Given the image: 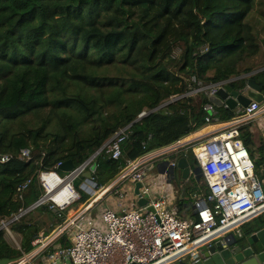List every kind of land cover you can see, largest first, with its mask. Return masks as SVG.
Wrapping results in <instances>:
<instances>
[{
    "label": "trees",
    "instance_id": "1",
    "mask_svg": "<svg viewBox=\"0 0 264 264\" xmlns=\"http://www.w3.org/2000/svg\"><path fill=\"white\" fill-rule=\"evenodd\" d=\"M263 19L264 0H0V221L43 195L39 172L63 175L59 163L83 164L120 130L128 127L121 157L104 149L93 159L103 187L128 161L199 129L209 97L192 94L198 88L225 81L238 91L251 79L264 95ZM216 111L219 120L234 117ZM252 136L240 129L264 180V141L253 151ZM190 205L177 200L180 214ZM46 212L11 223L21 251L0 231V259L32 249Z\"/></svg>",
    "mask_w": 264,
    "mask_h": 264
},
{
    "label": "built area",
    "instance_id": "2",
    "mask_svg": "<svg viewBox=\"0 0 264 264\" xmlns=\"http://www.w3.org/2000/svg\"><path fill=\"white\" fill-rule=\"evenodd\" d=\"M225 85V81L211 84L192 94L203 92L208 97L214 96ZM202 110L205 116L199 134V131H191L171 145L128 161L108 186L99 188L93 159L105 149L111 160H118L122 155L120 144L128 127L72 171L63 175L54 170L39 172L43 195L28 208L20 209L18 214L2 219L0 231L13 243V248L21 251L16 235L10 229L12 222L37 208L47 207L56 213L59 223L49 234L38 232L31 242L32 249L21 252L16 264H30L44 254L48 264H60V260L65 264H181L184 259L198 255L203 247L241 236L246 222L264 214V180H260L255 172L249 150L240 139V129L253 123L264 130V103L251 102L246 107H237L238 117L222 124H219L214 105L204 104ZM190 152L197 173L190 170L189 176L204 179L208 191L194 194L193 215L181 216L172 197L184 190L189 178L173 185L175 178L171 180L170 171L175 169L180 157H186ZM178 154L180 156L176 158ZM21 155L31 159L28 150H22ZM7 160L8 157L1 158V162ZM85 173L90 177L85 178ZM154 175L158 181H152ZM79 177L84 179L80 189L91 198L75 211L66 212L81 200L73 186ZM136 184L140 185L137 194L134 193ZM127 188L136 199L131 208L124 201L128 196ZM63 191H67L69 198L55 201L53 196L62 195ZM140 199L146 201L142 206L137 205ZM111 200H114V208L105 207L104 204ZM96 208H100L97 218L89 220ZM64 236L70 246L50 253L52 244Z\"/></svg>",
    "mask_w": 264,
    "mask_h": 264
},
{
    "label": "water",
    "instance_id": "3",
    "mask_svg": "<svg viewBox=\"0 0 264 264\" xmlns=\"http://www.w3.org/2000/svg\"><path fill=\"white\" fill-rule=\"evenodd\" d=\"M208 100L209 103L217 108L226 106L233 110L237 107H246L251 102L263 104L264 95L262 94L260 87L256 85L253 80L248 79L244 89L235 91L228 85H225L223 88L218 89L214 96H210ZM172 101L163 104L153 111L172 103ZM143 117L144 116L140 117V119ZM58 170L64 174L68 173L73 170V165L71 161H67L61 164L58 167ZM190 170L193 173H197L196 168L191 169L187 157L182 156L178 159L175 169H171L170 178L171 180L174 179V173L175 171H178L180 172V179L185 181L189 178ZM158 172L162 175L164 174L162 170H159ZM84 177L89 178L90 174L85 173ZM116 177L117 176L111 179L106 185L108 186L114 182ZM197 178L200 179L199 176ZM139 187L140 185L136 184L134 190L135 194L138 193ZM145 202L144 199H140L138 200L137 205L142 206ZM14 261L15 260L6 258L0 259V264H10ZM183 264H264V220L255 223L248 231H245L239 237L223 239L222 241H216L211 245L206 246L198 253V255L187 259Z\"/></svg>",
    "mask_w": 264,
    "mask_h": 264
},
{
    "label": "rangeland",
    "instance_id": "4",
    "mask_svg": "<svg viewBox=\"0 0 264 264\" xmlns=\"http://www.w3.org/2000/svg\"><path fill=\"white\" fill-rule=\"evenodd\" d=\"M262 22H264V19H263V21ZM260 37L263 39L264 38V33H262L261 31H260ZM261 47H262V45H261ZM263 50V49H262ZM193 98H194V101L196 102V103H199V101H200V97L199 96H193ZM224 107H221V108H219V109H223ZM231 112H232V114H233V118H236V117H238V113H237V108H235V109H233V110H231ZM246 127H248L249 128V132L253 135L252 136V145H251V147H250V149H252L253 151H255V149H256V147H257V145H256V139L258 140V139H261L262 138V140H264V130L263 129H261V128H259L257 125H255V124H253V123H248V124H246L245 125ZM180 155L178 154L177 156H176V158L177 157H179ZM188 161H189V163H190V167L193 169V168H195V166H194V158H193V155L191 154V152L190 153H188ZM153 172H155V170L153 171ZM157 177V176H156ZM82 177H79V178H77V179H75L74 180V182H73V186H74V188H75V190L77 191V192H79L81 195H83V199L81 200V201H79V202H77V203H75L74 205H72L70 208H68L67 210H66V212H69V211H71V210H76L78 207H79V204L80 203H82V202H86V201H88L90 198H91V196H89L88 194H86V193H82V192H80L79 190H81L80 189V184H81V179ZM175 182L173 183V185H175L176 183H183V181L184 180H182V179H180V174H179V172L178 171H176L175 172ZM84 180V179H83ZM82 180V181H83ZM98 183V182H97ZM99 183H101V182H99ZM205 181H204V179H201V182H200V185L202 186V187H205ZM195 186V183H194V181H193V177H190L189 178V181L187 182V183H185L184 184V190L182 191V192H185V190H186V188H190V187H194ZM99 186V188L100 187H103V186H100V185H98ZM196 187V186H195ZM196 189V188H195ZM82 191V190H81ZM190 200V199H189ZM191 201V200H190ZM192 202V201H191ZM191 206V205H190ZM99 210H100V208H96V209H94L93 210V212L90 214V216H89V220H94V219H96L97 218V214H98V212H99ZM180 214V213H179ZM181 216L183 215V212H181V214H180ZM42 217H44L43 218V220L41 221V222H45V223H47V224H50V226H53L54 227V225L57 223H59V221L58 220H56V218H55V216L51 213V212H49V213H45L44 215H42ZM56 224V225H57ZM45 228H43V230H44ZM49 229V231H47L45 234H47V233H49L50 231H51V229H52V227H49L48 228ZM14 233H15V235H16V241L18 242V243H20V240H21V236L17 233V232H15V231H13ZM8 240V239H7ZM6 240V241H7ZM8 242V244H10L11 246H14L13 245V243H11L9 240L7 241ZM19 260H15L14 262L15 263H17Z\"/></svg>",
    "mask_w": 264,
    "mask_h": 264
},
{
    "label": "crops",
    "instance_id": "5",
    "mask_svg": "<svg viewBox=\"0 0 264 264\" xmlns=\"http://www.w3.org/2000/svg\"><path fill=\"white\" fill-rule=\"evenodd\" d=\"M260 70H262V69H260ZM259 70V71H260ZM225 108V107H224ZM218 119H219V117H218ZM223 122H225V121H222V120H220V123L219 124H222ZM202 127V126H201ZM200 127V128H201ZM210 127V126H209ZM197 129V130H195V131H199V132H197V134H199L200 133V130L201 129H203V128H201V129ZM202 131V130H201ZM196 134V135H197ZM264 141V140H263ZM192 169V168H191ZM193 169H195V168H193ZM176 172V171H175ZM179 174H180V172H179ZM159 177H161V176H159ZM190 177H192V176H189V178ZM198 177V176H197ZM197 177H194L193 178V181H194V183H195V188H196V192L194 193V194H197V193H202V194H205L207 191H208V186H207V184L205 183V187H202L201 185H200V182H199V180L200 179H202V178H200V179H198ZM152 179V181H158V178H156L155 177V175H154V177H152L151 178ZM161 179H163V177L161 178ZM128 189V193H127V198L124 200L125 201V203H126V206H128V208H131V207H133L135 204H136V199L134 198V195H132L131 194V189L130 188H127ZM172 192H174L173 190H172ZM194 194L192 195V194H185V193H182V192H180L179 193V195H174V197H172L173 198V203L175 204V206H177V200H178V198L180 197V199H190L192 202H193V196H194ZM113 199V198H112ZM114 202V200H111V201H109L108 203H105L104 204V206L105 207H109V208H114V206H113V202ZM177 208H178V206H177ZM179 210V209H178ZM183 215L182 216H191V215H193V209H192V206H189L188 208H186V209H184L183 211ZM57 220V219H56ZM264 220V214H262V215H260V216H258V217H256V218H254V219H251V220H249L248 222H246L243 226H242V233H244L245 231H248L255 223H258V222H260V221H263ZM45 224V229L43 230L42 229V231H39V232H44V233H46L47 231H49V227H52V229H51V231L53 230V228H55V226H56V224L54 225V227L53 226H50V224H47V223H44ZM51 231L49 232V233H51ZM49 233H47V234H49ZM61 247H60V245H59V241H57L56 243H54V244H52V246L50 247V253H55V252H57L59 249H60ZM205 247H203L201 250H203ZM200 250V251H201ZM45 256H46V254H44L42 257H40V259L39 260H32L31 261V263L30 264H48V261H46L44 258H45ZM187 261V259H184L182 262H181V264H183V263H185ZM10 264H16L15 262H13V263H10ZM60 264H65L62 260H60ZM67 264V263H66Z\"/></svg>",
    "mask_w": 264,
    "mask_h": 264
},
{
    "label": "bare ground",
    "instance_id": "6",
    "mask_svg": "<svg viewBox=\"0 0 264 264\" xmlns=\"http://www.w3.org/2000/svg\"><path fill=\"white\" fill-rule=\"evenodd\" d=\"M62 197H66V199L69 198L67 191H63L62 195L53 196V199L57 202H60Z\"/></svg>",
    "mask_w": 264,
    "mask_h": 264
}]
</instances>
